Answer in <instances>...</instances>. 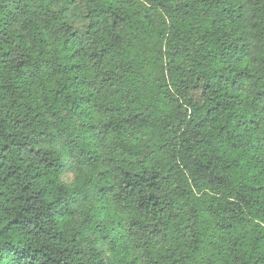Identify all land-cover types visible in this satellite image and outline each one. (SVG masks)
I'll use <instances>...</instances> for the list:
<instances>
[{"label": "trees", "instance_id": "1", "mask_svg": "<svg viewBox=\"0 0 264 264\" xmlns=\"http://www.w3.org/2000/svg\"><path fill=\"white\" fill-rule=\"evenodd\" d=\"M66 114L116 264H264V0H0V264L101 261L40 148Z\"/></svg>", "mask_w": 264, "mask_h": 264}, {"label": "rangeland", "instance_id": "2", "mask_svg": "<svg viewBox=\"0 0 264 264\" xmlns=\"http://www.w3.org/2000/svg\"><path fill=\"white\" fill-rule=\"evenodd\" d=\"M69 19L73 27L83 32L88 24L86 14L79 3L69 11ZM76 122L68 114L61 119L53 120L51 125L52 135L48 141L40 144V148L57 152L61 159L60 182L72 193L69 204V215L65 222L77 232L84 241V249L99 250L98 263L116 264L110 244L106 240L98 243L96 239L97 227L104 223L96 212L97 195L93 186L94 172L83 162L82 155L78 152V138L74 135ZM94 207V210H93ZM96 235H95V233ZM90 256V255H89Z\"/></svg>", "mask_w": 264, "mask_h": 264}]
</instances>
